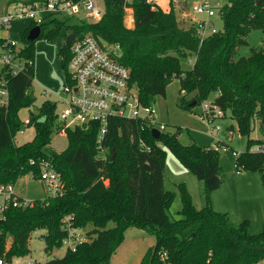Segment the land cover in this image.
I'll return each mask as SVG.
<instances>
[{
  "label": "trees",
  "instance_id": "16d2710c",
  "mask_svg": "<svg viewBox=\"0 0 264 264\" xmlns=\"http://www.w3.org/2000/svg\"><path fill=\"white\" fill-rule=\"evenodd\" d=\"M36 1L42 0H10ZM226 1L217 14L222 30L202 44L197 27L178 20L172 0L168 11L148 0H103L104 14L95 22L72 24L71 18L47 15L41 30L47 24L54 25L48 40L66 31L65 40L72 33L91 34L119 45L120 62L131 70L132 85L143 105L152 106L157 97H166L167 87L178 79L185 94V110L201 106L214 96L211 100L225 115L231 112L241 134L250 137L256 123L264 134V48L235 58L238 48L248 45L252 31L264 32V1L259 5L255 0ZM128 8L133 11L132 28L125 23ZM33 27L23 36L26 47L22 54L29 59H33V42L27 37ZM63 54L67 72L71 53L66 43ZM193 56V66L183 70L181 59ZM33 81L34 68L10 77L8 104H0V183H16L30 172L38 174L39 161L47 160L61 175L64 195L37 200L30 208L8 209L5 219L0 220V256L27 257L31 235L38 230L46 231L47 252L61 249L66 235L63 220L73 215L75 225L89 240L46 264H111L130 228L144 230L156 239L140 264H158L161 251L169 253L173 264H264V228L252 234L248 220L236 222L229 213L212 206L211 195L223 183L219 150L183 145L165 133L155 139L136 121L112 118L102 139L105 156L99 150L97 123L66 129L68 146L57 153L51 143L64 126L50 102L29 119L27 126H35V138L17 145L15 136L25 126L19 111L35 101ZM186 96L191 98L186 100ZM193 102L197 104L191 106ZM143 142L150 151L143 148ZM258 142L249 138L247 151L236 162L242 168L259 171L264 185V157L250 152ZM161 145L168 146L205 185L206 205L201 209L182 188V218L178 220H171L167 212L175 195L164 189L166 153Z\"/></svg>",
  "mask_w": 264,
  "mask_h": 264
},
{
  "label": "rangeland",
  "instance_id": "374dc122",
  "mask_svg": "<svg viewBox=\"0 0 264 264\" xmlns=\"http://www.w3.org/2000/svg\"><path fill=\"white\" fill-rule=\"evenodd\" d=\"M168 5L169 0H159ZM176 5L177 17L179 21L186 25L194 24L206 20V15L197 14L194 11V5L201 0H172ZM177 1V3H176ZM218 0H212L216 3ZM224 5L226 0H219ZM8 0H0V10L6 6ZM99 4L104 8L103 0ZM167 7V6H166ZM175 7V6H174ZM188 10L189 17L184 16V11ZM83 16V13L80 14ZM60 20L64 18L60 17ZM76 18H71L70 23H76ZM216 29L222 30L223 22L218 15L211 19ZM127 27L134 26V16L132 9L128 8L125 15ZM131 23V24H130ZM33 26L30 19H14L8 28L0 29V38H10L14 40L19 49H25L23 40L24 34ZM54 25L47 24L41 37L32 41L31 55L34 60V81L32 91L35 97L33 105L21 108L19 118L26 123L31 119L32 114H37L38 110L47 102L55 105L56 113L62 110L60 94L65 86L66 69L63 49L66 43L65 32L60 31L53 35L52 40H48V35L53 32ZM248 45L238 48L235 58L248 57L252 49L264 48V32L261 30L252 31L247 37ZM1 52V48H0ZM194 56L181 59L183 70L190 69L194 64ZM49 94L46 95L44 92ZM184 93L180 91V82L173 79L167 87L166 97H157L154 107L157 112V118L166 125L162 133L174 136L183 145L195 144L200 147L214 149L219 144L223 148L219 149L220 163L223 169V183L219 189L211 195L212 206L228 211L236 222L248 220L252 225L253 220L259 216L260 224L250 228V233L258 234L264 228V185L261 174L257 170L242 168L240 174L237 173L236 157L234 152L244 153L248 148V140L259 139L262 133L258 123L251 132L250 137L243 135L238 130L236 121L232 118L231 112L227 111L225 116L216 118L209 125L203 121L201 113L202 106L198 105L191 110H185L182 107ZM1 98V97H0ZM191 97L186 96V100ZM214 96L210 98L213 99ZM1 101V100H0ZM218 129V130H217ZM65 133H56L53 136L51 148L57 153H61L68 146L66 129ZM212 131V133H211ZM211 133V134H210ZM36 135L34 125H25L23 130L15 136V143L23 145L31 142ZM255 145L251 147L254 148ZM166 153L165 171H164V189L173 192L175 197L171 202L167 212L171 220L182 218L180 211L183 208V189L191 196L194 205L197 208H203L206 205L205 185L194 173L183 166L174 152L165 145H161ZM17 192L29 200H42L50 196L48 189L39 180H30L28 176H23L17 181ZM215 201V203H214ZM216 204V205H215ZM228 208V209H226ZM243 216V217H242ZM262 222V223H261ZM46 231L38 230L31 235L29 242L30 254L28 259L34 260L37 264H46L55 258H62L66 254V248L55 250L52 253L47 252L44 235ZM156 239L146 231L138 228H130L126 233L124 243L114 255L111 264H140L147 251L154 246ZM11 241L8 240V248Z\"/></svg>",
  "mask_w": 264,
  "mask_h": 264
},
{
  "label": "built area",
  "instance_id": "2783aa9c",
  "mask_svg": "<svg viewBox=\"0 0 264 264\" xmlns=\"http://www.w3.org/2000/svg\"><path fill=\"white\" fill-rule=\"evenodd\" d=\"M156 3L157 0H148ZM222 7L218 0H201L194 5L197 14L206 15V20L199 21L196 25L200 44L216 33L218 30L211 19L218 14ZM81 12L83 16H81ZM104 14V8L99 0H80L72 2L67 0H42L33 3L6 2L0 10V29L8 28L14 19H30L34 27L45 22L47 15L62 18H76L78 22H95ZM42 32V30H41ZM70 47L71 58L66 72L65 86L60 94L63 107L57 113L58 120L63 123L64 129L78 126H87L92 123L99 125V150L105 156L106 150L102 146V139L107 133L109 122L112 118H121L136 121L141 130L151 132L157 129L162 133L166 125L157 118L154 105H143L138 91L131 80V70L120 62L122 49L119 45L108 44L100 41L91 34L76 36ZM0 104L7 105L9 99L8 82L10 77L20 72L34 68V60L26 58L22 49L17 47L14 40L0 38ZM44 94L48 95L47 91ZM202 119L207 125L225 113L214 100L202 103ZM27 120L24 125H28ZM218 130V129H217ZM61 132L65 133V130ZM212 133V131H211ZM210 133V134H211ZM259 142L250 150L251 153L264 157V134L257 139ZM143 148L150 151L144 142ZM223 148L221 144L214 148ZM238 159L240 153L234 152ZM236 159V160H237ZM237 173L240 174L241 166L236 162ZM39 172H30L26 176L30 180H39L48 189L50 196L40 201L64 195V184L59 172L47 160L38 163ZM17 182L0 183V220L5 219V213L10 208H30L37 200H29L17 192ZM62 230L66 233L63 247L66 250H75L86 241V232L75 225V217L67 216L63 220ZM158 264H173L167 251L159 252ZM0 264H37L27 257L8 259L0 256Z\"/></svg>",
  "mask_w": 264,
  "mask_h": 264
},
{
  "label": "water",
  "instance_id": "95a60500",
  "mask_svg": "<svg viewBox=\"0 0 264 264\" xmlns=\"http://www.w3.org/2000/svg\"><path fill=\"white\" fill-rule=\"evenodd\" d=\"M256 1V4H261L264 0H255ZM40 35H41V27H39V26H36V27H33L30 31H29V34H28V37H27V39L29 40V41H34V40H36V39H38L39 37H40ZM74 38H75V34L74 33H72V34H70L67 38H66V45L69 47L70 45H71V43H72V41L74 40ZM197 103L196 102H193L192 104H191V106H195ZM152 135H153V137L155 138V139H160V137H161V133H160V131L159 130H157V129H154L153 131H152ZM111 153H112V156H111V160H114V158H115V152L112 150L111 151Z\"/></svg>",
  "mask_w": 264,
  "mask_h": 264
},
{
  "label": "crops",
  "instance_id": "0c3cea01",
  "mask_svg": "<svg viewBox=\"0 0 264 264\" xmlns=\"http://www.w3.org/2000/svg\"><path fill=\"white\" fill-rule=\"evenodd\" d=\"M164 11H168V10H170V0H169V3H168V5L166 4V3H164V2H161V1H159V0H157V2H156ZM176 3H177V1H176ZM167 6V7H166ZM175 6V10H177V7H176V5H174ZM185 10V9H184ZM189 15H190V13H189V11L188 10H185L184 11V16H186V17H189ZM179 20V19H178ZM214 203H215V201H214ZM216 205V204H215ZM198 209H201L200 207L198 208ZM217 210L216 211H218V212H226V213H229L231 216H233L230 212H228V211H221V210H223V209H218V208H216ZM226 209H228V208H226ZM243 217V216H242ZM256 217H257V219H255V220H253V222L255 223V225H256V227H258V225L260 224V220H259V216L258 215H256ZM253 222H252V225H251V227H253ZM262 223V222H261Z\"/></svg>",
  "mask_w": 264,
  "mask_h": 264
},
{
  "label": "bare ground",
  "instance_id": "6f19581e",
  "mask_svg": "<svg viewBox=\"0 0 264 264\" xmlns=\"http://www.w3.org/2000/svg\"><path fill=\"white\" fill-rule=\"evenodd\" d=\"M131 24V23H130Z\"/></svg>",
  "mask_w": 264,
  "mask_h": 264
}]
</instances>
